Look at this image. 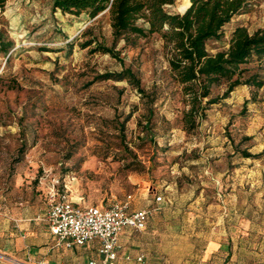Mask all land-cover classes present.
<instances>
[{
	"label": "rangeland",
	"instance_id": "obj_1",
	"mask_svg": "<svg viewBox=\"0 0 264 264\" xmlns=\"http://www.w3.org/2000/svg\"><path fill=\"white\" fill-rule=\"evenodd\" d=\"M251 1L220 40L208 43L211 53L228 47L237 25L264 29V0ZM185 3L171 10L181 12ZM0 29L14 41L10 56L0 54V214L27 206L43 211L51 193L86 204L132 195L137 207L154 195L202 197L193 206L206 230L208 207L228 198L255 217L241 257L264 260V86L235 87L188 130V105L160 33L116 40L107 13L63 14L52 0H5ZM97 45L115 56L94 51ZM241 67L245 76L264 77V59ZM126 68L144 93L127 79L100 78ZM244 149L256 156H241ZM190 204L176 206L189 212ZM136 234L141 239L145 231Z\"/></svg>",
	"mask_w": 264,
	"mask_h": 264
},
{
	"label": "trees",
	"instance_id": "obj_2",
	"mask_svg": "<svg viewBox=\"0 0 264 264\" xmlns=\"http://www.w3.org/2000/svg\"><path fill=\"white\" fill-rule=\"evenodd\" d=\"M178 0H52V9L63 14L94 18L107 13L114 38L129 39L134 35L147 37L160 33L167 48V62L173 79L181 87L188 109L183 118L188 130L194 129L205 118L211 105L229 96L235 87L247 84L264 86V77L258 72L244 75L242 68L254 59H264V29L249 32L237 25L231 32L228 47L215 53L208 48L210 41H218L223 30L235 16L249 11L251 0H186L181 12L171 10ZM5 0H0L3 6ZM90 44V43H85ZM14 41L0 29V54L11 55ZM94 51L111 53L112 49L97 45ZM101 79L124 80L140 93V81L128 68L119 72L104 73ZM223 81L227 88L220 96H213V88ZM128 120V117L125 121ZM124 124V123H123ZM123 133V131H121ZM245 136L244 140H250ZM243 157H254L244 149Z\"/></svg>",
	"mask_w": 264,
	"mask_h": 264
},
{
	"label": "crops",
	"instance_id": "obj_3",
	"mask_svg": "<svg viewBox=\"0 0 264 264\" xmlns=\"http://www.w3.org/2000/svg\"><path fill=\"white\" fill-rule=\"evenodd\" d=\"M157 196L145 201L143 207L131 203V210H149L142 230L145 235L140 239L138 230L124 229L118 257L112 264H264V260H249L240 255L246 250L245 236L256 228L251 222L254 215L247 213L241 201H234L231 206L228 198L216 200L214 207H208L210 225L203 230L198 208L193 206L202 197L160 195L162 199L157 201ZM189 202V212L176 206ZM45 211L27 206L11 215L0 214V264H86L97 257L95 241L73 248L56 245L48 223L41 219ZM156 234L161 237L157 245ZM200 236L205 238L202 247Z\"/></svg>",
	"mask_w": 264,
	"mask_h": 264
},
{
	"label": "built area",
	"instance_id": "obj_4",
	"mask_svg": "<svg viewBox=\"0 0 264 264\" xmlns=\"http://www.w3.org/2000/svg\"><path fill=\"white\" fill-rule=\"evenodd\" d=\"M162 197L158 195L157 201ZM132 195L109 203H75L66 194L51 193L48 207L41 217L56 239V245L73 248L97 242V257L86 264H112L120 248V234L126 228L142 231L146 227L149 210H131ZM138 260H142L139 257Z\"/></svg>",
	"mask_w": 264,
	"mask_h": 264
}]
</instances>
